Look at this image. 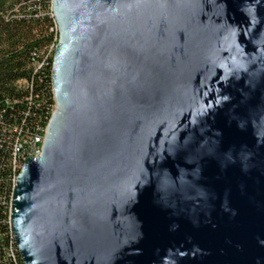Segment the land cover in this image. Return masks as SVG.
<instances>
[{
  "label": "water",
  "instance_id": "water-1",
  "mask_svg": "<svg viewBox=\"0 0 264 264\" xmlns=\"http://www.w3.org/2000/svg\"><path fill=\"white\" fill-rule=\"evenodd\" d=\"M50 115L15 178L23 264H264V0H52Z\"/></svg>",
  "mask_w": 264,
  "mask_h": 264
},
{
  "label": "trees",
  "instance_id": "trees-1",
  "mask_svg": "<svg viewBox=\"0 0 264 264\" xmlns=\"http://www.w3.org/2000/svg\"><path fill=\"white\" fill-rule=\"evenodd\" d=\"M52 0H0V264H23L9 227L15 178L53 112ZM28 156L26 157V159Z\"/></svg>",
  "mask_w": 264,
  "mask_h": 264
},
{
  "label": "built area",
  "instance_id": "built-area-1",
  "mask_svg": "<svg viewBox=\"0 0 264 264\" xmlns=\"http://www.w3.org/2000/svg\"><path fill=\"white\" fill-rule=\"evenodd\" d=\"M43 133H44V131H43ZM31 145H32V143L30 144V148H29V152L27 153V156H36L40 152V148H36L35 150H33ZM27 156H25V157L21 156L22 161H24Z\"/></svg>",
  "mask_w": 264,
  "mask_h": 264
},
{
  "label": "rangeland",
  "instance_id": "rangeland-1",
  "mask_svg": "<svg viewBox=\"0 0 264 264\" xmlns=\"http://www.w3.org/2000/svg\"><path fill=\"white\" fill-rule=\"evenodd\" d=\"M43 137H44V135L42 133V134H40V136L36 140L33 141L32 145H31L33 150H35L36 148H40Z\"/></svg>",
  "mask_w": 264,
  "mask_h": 264
},
{
  "label": "bare ground",
  "instance_id": "bare-ground-1",
  "mask_svg": "<svg viewBox=\"0 0 264 264\" xmlns=\"http://www.w3.org/2000/svg\"><path fill=\"white\" fill-rule=\"evenodd\" d=\"M28 157H30V156H28ZM25 160H26V159H25ZM25 160H24V161H25Z\"/></svg>",
  "mask_w": 264,
  "mask_h": 264
}]
</instances>
